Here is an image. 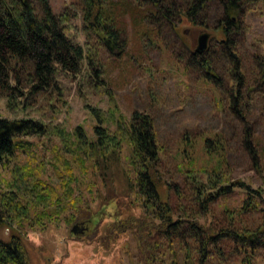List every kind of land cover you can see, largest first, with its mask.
Returning <instances> with one entry per match:
<instances>
[{
	"label": "rangeland",
	"instance_id": "rangeland-1",
	"mask_svg": "<svg viewBox=\"0 0 264 264\" xmlns=\"http://www.w3.org/2000/svg\"><path fill=\"white\" fill-rule=\"evenodd\" d=\"M113 1L118 5L122 46L115 53H109L97 39H87L75 0H51L57 14L67 15V34L98 54L96 65L89 70L85 63L78 77L61 73L46 91L29 94L31 86L23 88L22 96L17 92L18 107L13 110L8 107L7 97L0 96V116L36 119L50 125V129L60 127L71 134L78 126H83L92 136L96 121L91 108L107 111L111 102H115L127 117L135 111L150 114L162 150L161 181L165 190H171L165 192L167 198L176 206L180 202L172 194L174 190L178 188L185 196V213L180 210L182 206H176L177 216L183 220L177 229L178 238L171 242L160 234L150 236L145 232L140 234L139 229L137 232L130 229L119 235L109 245L110 249L100 246L99 241H104L115 217L125 220L143 214L136 204L122 198L121 207L113 210L116 215L106 216L99 226L76 223L88 228L84 234L72 233L75 223L70 226L50 225L45 231L30 230L26 236L30 258L32 264H184L189 259L192 264H199L203 257L196 247L189 224L185 222L195 208L193 201L189 202L191 179L180 172V167L183 170L190 168L193 160L196 167L209 169L221 157L216 154L207 163L204 141L208 137H222L226 146L222 158L228 178L264 189V1L244 5L239 16L240 28L233 35L234 50L240 64L237 78L234 76V61L220 51L214 34L224 18L220 0L209 1L196 25L180 24L177 18L170 22L157 13L152 0ZM164 1L166 5L170 1L175 2L176 9L185 7L187 3V0ZM147 15L149 18L144 20ZM175 22L178 31L174 30ZM204 32L211 34L205 53L219 79L213 82L205 81L206 70L198 61L193 62L187 49L193 47L196 50L199 36ZM96 70L101 71L100 77L96 76ZM240 76L241 110L245 112L246 123L229 105ZM246 132L252 134L259 165L245 146ZM23 139L32 145L27 152L19 151L0 163V186L7 188L8 182L12 181L13 170L25 168L59 187L56 165L61 157H65L60 154L61 139L55 132ZM241 200L239 194H233L228 200L217 203L215 221H227V214L223 213L225 207L234 209ZM238 219L241 220V224H237L240 228L246 224L256 230L264 224V214H248ZM149 222L151 219H147ZM9 233L5 228L0 236L7 240ZM259 237L264 241V233ZM216 253H220L218 256L222 259L213 258L211 264H243L245 258L233 242L220 244ZM253 264H264V246L256 252Z\"/></svg>",
	"mask_w": 264,
	"mask_h": 264
},
{
	"label": "trees",
	"instance_id": "trees-1",
	"mask_svg": "<svg viewBox=\"0 0 264 264\" xmlns=\"http://www.w3.org/2000/svg\"><path fill=\"white\" fill-rule=\"evenodd\" d=\"M75 1L87 39H97L109 53L119 50L122 45L117 3L113 0ZM152 1L157 13L170 22L177 18L180 24L196 25L210 0H187L186 6L178 9L173 1L168 3L169 6L164 0ZM220 1L224 18L214 34L220 51L234 61V76L237 78L240 64L233 35L240 28L238 19L244 5L258 0ZM147 18L149 15L144 20ZM67 20L65 13L54 11L51 0H0V96L7 97L9 109L18 107L17 92L22 96L23 88L31 86L29 94L46 91L61 73L78 77L85 63L89 70L96 65L98 54L67 34ZM173 26L178 31L176 22ZM187 49L193 62L198 61L206 70L205 81L219 80L208 54L198 53L193 47ZM95 73L97 77L101 76L100 70ZM241 79V76L237 79L229 105L246 123L245 112L241 110ZM111 104L107 111L91 108L96 121L92 136L83 126H78L71 134L60 127L50 129V125L36 119L0 116V163L19 151L24 153L30 149L32 143L23 138L47 136L53 132L62 141L60 154L65 155L56 165L59 187L25 168L13 170L7 188L0 186V232L5 228L10 232L7 240L0 236V264H32L26 244L30 230L45 231L50 225L70 226L74 223L99 226L106 216L116 215L113 210L121 207L122 198L136 204L143 214L125 220L115 217L104 241H99L100 246L110 249L109 245L130 229L135 232L139 229L140 234L145 232L150 236L160 234L171 242L178 238L177 229L183 220L177 216L176 206H182L180 210L185 213V196L176 188L172 194L180 204L175 206L167 198L165 192L171 190H165L161 181L162 150L154 119L139 111L127 117L115 102ZM244 143L259 165L251 133H245ZM203 146L207 163L216 154L221 159L209 169L196 167L193 160L190 168L183 170L180 167V172L191 179L189 202L193 201L195 208L185 222L189 224L203 257L199 264H211L213 258L221 260L216 249L220 244L230 242L237 244L238 250L245 255L243 264H253L256 252L264 246L259 237L264 233V224L256 230L246 224L240 228L237 226L241 224L238 217L264 214V189L228 178L222 158L226 148L222 137H208ZM233 194H239L241 202L234 209L225 207L223 213L227 214V221L216 222V204L228 200ZM147 219L151 222L147 223ZM184 264L192 263L189 259Z\"/></svg>",
	"mask_w": 264,
	"mask_h": 264
},
{
	"label": "water",
	"instance_id": "water-1",
	"mask_svg": "<svg viewBox=\"0 0 264 264\" xmlns=\"http://www.w3.org/2000/svg\"><path fill=\"white\" fill-rule=\"evenodd\" d=\"M211 39V34L208 33V32H204L202 33L200 36H199V39H198V45H197V48H196V51L198 53H203L205 52L208 47H209V41ZM87 227H84L83 225H80V224H76L73 226L72 228V233L73 234H84L86 231H87Z\"/></svg>",
	"mask_w": 264,
	"mask_h": 264
}]
</instances>
